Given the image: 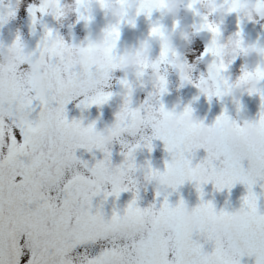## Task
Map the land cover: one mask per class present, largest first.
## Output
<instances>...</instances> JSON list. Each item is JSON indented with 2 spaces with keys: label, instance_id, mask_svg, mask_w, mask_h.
Returning <instances> with one entry per match:
<instances>
[{
  "label": "snow or ice",
  "instance_id": "obj_1",
  "mask_svg": "<svg viewBox=\"0 0 264 264\" xmlns=\"http://www.w3.org/2000/svg\"><path fill=\"white\" fill-rule=\"evenodd\" d=\"M49 2L44 0L31 7L34 26L39 14L49 13ZM120 2L123 4L125 0ZM77 3L79 19L90 22V0H77ZM225 3L230 4L229 13L240 12L239 0H225ZM60 6V0H54L52 11L57 19ZM164 7L165 0H140L137 15L143 13L151 18L154 11H162ZM189 7L195 10V0ZM258 7L264 12V0H259ZM15 14L10 5L6 10L0 5V24ZM196 14L200 15L199 11ZM203 19V27L213 34L205 54L217 59L199 81L191 77L182 79L201 88L203 82L211 78L216 81L215 89L206 90L205 94L209 99L224 97L231 83L225 75L229 64L220 59L218 37L221 29L210 22L207 15ZM127 22L135 24L133 19ZM151 33L163 37V25L155 24ZM108 34L111 42L105 45L102 61L89 57L83 64L76 65L64 55L68 46L64 37L48 28L33 53L42 57L37 72L25 71L22 54L6 72L0 70V264H241L245 254L255 255L256 264H264V210L260 203L264 193L255 191V186L264 181V109L257 119L258 144L242 143L227 131L230 125L237 136L244 133L241 124L233 120L227 109L210 125L211 129L220 131L223 139L215 146L197 142L194 138L196 125H190L182 135L163 127L161 120L169 113L162 100L167 80L161 76L159 116H149L150 135L135 128L134 122L141 109L133 106L130 98L124 100L116 115L119 122L116 134L127 149L121 164H112V152H105L104 159L97 160L91 167L88 161L77 156V149L86 148L91 152L98 145L71 142L69 128L78 126L90 133L96 129V123L85 126L83 121H70L66 106L77 97H83L81 105L85 108L103 105L113 96L106 87L113 71L119 67L117 49L121 29L111 26ZM237 35L243 44L242 28ZM48 38L55 40L52 47L44 43ZM20 40L21 36L17 35V44ZM91 48L89 44V51ZM168 56L169 48L165 43L160 61H167ZM142 67L146 69L147 63ZM253 74L264 79L262 68H257L255 73L246 68L240 79ZM143 76V70L137 73L138 78ZM120 82L127 89L134 86L128 79ZM257 92L264 99V89ZM187 111H193L192 107ZM125 134L138 136V139L128 144L123 138ZM155 139L163 140L171 154L163 172L169 181L168 188L177 189L187 180L198 183L201 193V202L195 208L201 218L198 228L188 224L183 214L187 207L183 199L173 205L168 199L170 193L159 190L157 197L163 195V202L159 207L156 204L154 222L145 228L142 222L145 209L138 203L140 192L134 181L118 183L112 176L115 169L121 176L130 177L138 167L136 150L141 146L152 149ZM201 148L207 151V156L194 165L193 156ZM148 168L153 175L157 173L150 163ZM208 182H214L220 190H230L236 183L247 186V194L243 197L246 216L239 232L220 231L209 222L211 215L228 216L229 212L217 211L211 200L203 199V185ZM109 183L111 191L105 187ZM124 191H134L135 197L123 213L114 209L109 218L103 211V203L94 210L93 199L101 192L107 199L113 195L118 198ZM194 233L206 242H214V251H206L204 244L193 238Z\"/></svg>",
  "mask_w": 264,
  "mask_h": 264
},
{
  "label": "clouds",
  "instance_id": "obj_2",
  "mask_svg": "<svg viewBox=\"0 0 264 264\" xmlns=\"http://www.w3.org/2000/svg\"><path fill=\"white\" fill-rule=\"evenodd\" d=\"M43 2L44 0H41V3ZM192 3L193 0H165L164 9L159 11L165 17L174 18V26L169 29L165 25L160 24L163 25L164 28L163 37L159 35L153 36L150 31V35L147 38L140 39L135 46H126L123 51L119 52V67L116 70L122 72L125 79H128V77L138 78L137 73L143 70V77H147L153 85V90L138 106L134 103V86L132 89L124 88V90L120 93L124 100L130 98L133 106L141 109L134 124L135 128L142 134H147V130L151 127L149 116H159V105L161 102V97L159 95V85L161 83L160 77L164 76L166 78V92H168V73L170 69L177 71L183 82H188L187 79H182V77H191L193 79L194 73L199 69L202 63L208 64L209 66L217 59L211 55L212 59L209 61L207 59L209 54L206 55L203 53L198 56L195 61L189 62L185 58V54L188 51H192L190 46L193 43L196 33L209 31L207 28L203 27L205 24L203 17L207 15L209 21L219 26L221 29V21L227 14H229L227 7H229L230 4H226L225 0H195L194 10L192 7H189ZM239 3L241 9L239 13L242 16V19L248 21L264 20V12H262L258 7L259 0H239ZM60 5L59 19L62 22L71 21L73 16L79 18V14L76 10L79 7L77 0H60ZM139 5L140 0H125L123 4H121L120 0H103V3H101L100 0H90L91 10L88 14L92 16V20L94 18V11L98 8L108 17L109 23L106 27L96 32L85 41H81L79 43H68V46L64 49V55L76 65L83 64L89 59V57L97 62L102 61L104 59L105 45L106 43L111 42L108 29L111 26H118L121 29L123 24H129L127 22L129 19H133L136 22V18L143 14L141 13L137 15ZM53 8L54 0H50L49 13L53 14ZM197 11H199L200 15L196 14ZM187 13H194L197 17H199V19L192 24L191 27L184 25L181 22V18L185 17ZM92 20L89 23H91ZM177 40L180 41L181 47H183L185 51H180L178 49ZM218 40L221 45L220 59H222L225 63L230 65L234 58L236 59L239 56H243L245 58L246 68L250 72L255 73L257 68L264 69V42H249L243 37V44H241V38L237 35V33L229 35L225 38L222 35V30ZM153 41L159 42L162 47L165 43H167L169 48L167 61H160V55L158 57H153ZM44 43L48 47H52L55 44V40L53 38H48L44 41ZM89 44L92 45L90 51ZM34 51L35 50L31 49L29 43L22 37L19 44H17L16 39L11 44H0V70H4L6 72L7 68L13 65L16 62L17 57L22 54L26 64L25 71L37 72L42 63V57L34 55ZM145 63L148 65L146 69L142 67ZM240 77L241 75L236 80L230 79L231 87L225 89L224 96L230 97L233 102L238 103L241 96L245 92L254 93L259 89H264V79H261L259 76L253 74L244 80H241ZM130 81L134 85V81ZM215 85V80L207 78L199 90L201 93L205 94L206 90H214ZM130 91L131 97H129ZM189 106L190 105H186L181 109L180 102L175 101L171 108L166 107L169 115L161 120L163 127L176 135H182L190 125H196L195 140L197 142H207L210 146H215L223 139L220 131L211 129L209 124L205 123L196 116L194 110L191 112L187 111ZM122 107L123 104L120 111ZM233 120L241 124L244 129V133L242 136H237L235 130L229 125L227 127V131L230 134L242 143L253 145L259 143L260 137L258 134L257 120L243 118L239 113L236 118H233ZM201 121L204 123L201 124ZM118 123L119 122L115 120L113 124L104 130H97L96 128L90 133L85 132L81 127L73 126L68 130L69 139L73 143H94L98 145L97 149L103 153L112 152L116 143H121V137L116 134L118 131ZM126 143L133 144V141L129 139L126 140ZM155 169L157 170V173L153 175L151 169L148 167L144 168L142 178L137 175V172L139 171L138 167L130 177L121 176L119 171L115 169L112 172V176L118 183H125L128 180L134 181L135 186L139 189V192L141 189L146 191L148 185L151 184L154 185L156 192L159 190L161 193H165L169 189V181L167 177L163 175L165 169ZM143 208L145 211L142 216V222L144 227L147 228L154 222L156 203H151L149 206ZM195 208L196 206L193 208L187 206L183 213L188 224L192 228H198L201 223V218L195 212ZM228 212V216H220L218 214L211 215L209 217V222L212 223L217 230L239 232L243 226L246 209L242 205L237 210ZM124 221H127V217L124 218Z\"/></svg>",
  "mask_w": 264,
  "mask_h": 264
},
{
  "label": "rangeland",
  "instance_id": "obj_3",
  "mask_svg": "<svg viewBox=\"0 0 264 264\" xmlns=\"http://www.w3.org/2000/svg\"><path fill=\"white\" fill-rule=\"evenodd\" d=\"M41 0H0V5L6 10L10 5L15 11V16L9 18L6 23L0 24V44H11L20 35L25 41H27L31 49L36 50L39 42L45 36L48 28L54 30V32L63 36L67 43H79L87 40L90 36L96 32L102 30L109 23L108 17L105 13L96 9L94 11V18L91 23L80 20L78 17L73 16L71 21H61L52 13L39 14V19L35 26L33 25V18L31 14V7L38 6ZM199 17L194 13H187L185 17L181 18V22L184 25L191 27ZM163 24L167 28L171 29L175 20L171 17L163 16L159 10L154 11L151 18L146 14H141L136 18L134 25L123 24L121 26V37L118 42V52L123 51L126 46H135L140 39L147 38L150 35L151 28L155 24ZM243 29L244 38L249 42H264V20L248 21L242 19L240 13L233 12L227 14L221 21L222 35L226 38L229 35L240 32ZM213 34L209 31L198 32L195 34L193 43L191 44L192 51H188L185 54V58L189 62H193L196 58L205 53L208 45L211 42ZM177 47L180 51H185L181 47L180 41L177 40ZM162 51V46L159 42L153 41L152 55L158 57ZM207 59H212L209 54ZM208 64L202 63L199 69L194 73L193 80L198 81L200 76L207 75ZM246 69L245 58L243 56L237 57L229 65L227 72L225 73L231 80H236L243 71ZM125 79L124 74L119 70H114L111 79L106 87L107 91H111L113 96L108 102L103 105H91L87 108L81 105L83 97H77L68 103L66 106L68 119L83 121L87 126L89 123L95 122L97 130H104L113 124L116 120V115L120 111V108L124 102L123 96L120 93L124 90V86L121 84V80ZM128 79L134 81L135 97L134 103L138 106L142 103L148 94L153 90L152 83L147 77L135 78L128 77ZM168 89L162 100L166 107L171 108L175 101L180 102L181 109L190 105L196 116L203 120L205 123L211 125L215 122L216 118L223 114L227 109L228 114L236 118L240 112L237 109L235 103L230 97H217L212 104L206 102L203 94L195 83L183 82L179 77L177 71L170 69L168 73ZM203 94V96L201 95ZM205 96V98H206ZM241 104H244L246 108H250L251 116L254 120L259 118L261 110L264 109V99L261 98L259 93H247L245 92L240 98ZM223 103V104H222ZM240 104V105H241ZM38 111V110H37ZM241 115V114H240ZM246 118V116H245ZM147 134H151V129L147 130ZM126 140H132L133 143L138 139L132 137L130 134H125L123 137ZM153 147L141 146L135 152L136 164L139 168L137 175L143 177V169L148 167L149 163L154 168L166 169V163L171 160V154L167 151L166 145L163 140H153ZM127 149L122 143L117 142L112 150V164L119 165L125 160V153ZM77 156L84 161H88L89 166H93L97 160L104 159L105 153L99 149H93L91 152L86 148L77 149ZM207 156V151L203 148L199 149L193 156V164L199 163ZM247 161L245 166L247 167ZM85 174H88L86 169ZM264 181H261L255 186L257 193H264V187H261ZM107 191H111V184H107ZM205 201L211 200L217 211L227 210L235 211L243 205V197L247 194V186L243 183H236L230 190L225 188L223 190L218 189L214 182H208L203 185ZM170 193L168 199L173 205L179 203L181 199L185 201L188 207L193 208L201 202V193L198 187V183L192 180L185 181L177 189L169 188ZM135 197L134 191H124L117 198L115 195L109 196L105 199L104 192H101L98 196L94 197L93 204L94 210L103 203V211L107 217H111L113 210H119L121 213L126 209L128 203ZM163 202V195L157 197V192L154 185H148L147 190H140V199L138 201L141 207H147L151 203H156L159 207ZM260 203L262 210H264V195L261 196ZM194 239L199 240L204 244L206 251H214V242H206L205 238L201 237L198 233H194ZM172 254H170L171 256ZM241 264H256L255 255L245 254L241 257Z\"/></svg>",
  "mask_w": 264,
  "mask_h": 264
}]
</instances>
